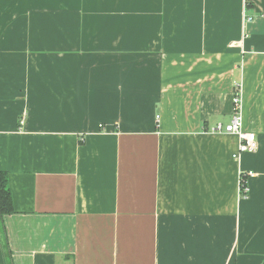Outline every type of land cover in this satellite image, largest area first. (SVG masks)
Masks as SVG:
<instances>
[{
    "label": "crops",
    "instance_id": "0c3cea01",
    "mask_svg": "<svg viewBox=\"0 0 264 264\" xmlns=\"http://www.w3.org/2000/svg\"><path fill=\"white\" fill-rule=\"evenodd\" d=\"M0 171V264H264V0H0Z\"/></svg>",
    "mask_w": 264,
    "mask_h": 264
},
{
    "label": "built area",
    "instance_id": "2783aa9c",
    "mask_svg": "<svg viewBox=\"0 0 264 264\" xmlns=\"http://www.w3.org/2000/svg\"><path fill=\"white\" fill-rule=\"evenodd\" d=\"M251 16H244V27L252 22ZM239 91L234 94L232 98V114L230 121L223 125L220 123L215 124L212 128H210L209 133L213 134H229L234 135L238 139L237 149L236 152L232 154L233 160H239L242 154L245 153H254L257 150V143L254 133L251 132H245L243 130V119L242 114L240 111V97L238 95ZM254 174L252 172H246V173H239L238 178V194L240 197H246L249 188H248V178L253 177Z\"/></svg>",
    "mask_w": 264,
    "mask_h": 264
},
{
    "label": "trees",
    "instance_id": "16d2710c",
    "mask_svg": "<svg viewBox=\"0 0 264 264\" xmlns=\"http://www.w3.org/2000/svg\"><path fill=\"white\" fill-rule=\"evenodd\" d=\"M14 214V208L12 203V196L8 185V174L0 171V225H2L3 216ZM4 249L7 251V245L4 237ZM9 257V255L7 254ZM7 264L10 263L7 261Z\"/></svg>",
    "mask_w": 264,
    "mask_h": 264
},
{
    "label": "rangeland",
    "instance_id": "374dc122",
    "mask_svg": "<svg viewBox=\"0 0 264 264\" xmlns=\"http://www.w3.org/2000/svg\"><path fill=\"white\" fill-rule=\"evenodd\" d=\"M4 250H5V252H6V249H4ZM6 261L9 262V257L7 256V254H6Z\"/></svg>",
    "mask_w": 264,
    "mask_h": 264
}]
</instances>
